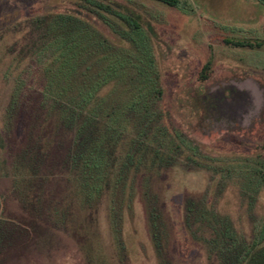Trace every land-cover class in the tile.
<instances>
[{"label": "rangeland", "instance_id": "obj_1", "mask_svg": "<svg viewBox=\"0 0 264 264\" xmlns=\"http://www.w3.org/2000/svg\"><path fill=\"white\" fill-rule=\"evenodd\" d=\"M99 1L130 10L143 34L108 15L128 33V40H120L87 0H0V234L25 228L33 240L40 234L34 233L35 219L46 229L25 251L0 244V257H21L9 264H264V5ZM57 14L93 24L122 55L126 72L101 97L120 100L126 91L155 85L158 113L163 112V139L154 144L159 154L143 147L133 166L117 168L116 178H123L97 210L82 191L69 189L72 175L49 173L46 182L37 181L24 156L23 128L18 135L16 114L8 112L20 100L21 107L32 106L41 97L32 91H44L41 69L61 51L39 63L38 48L28 46L30 24ZM125 137L120 164L137 134L128 130ZM149 138L155 140L154 134ZM59 190L63 194L54 205ZM190 197L203 217L191 230ZM35 200L45 205L25 206ZM43 214L48 225L40 220ZM152 214H159L160 249ZM236 249L240 254L233 257Z\"/></svg>", "mask_w": 264, "mask_h": 264}, {"label": "trees", "instance_id": "obj_2", "mask_svg": "<svg viewBox=\"0 0 264 264\" xmlns=\"http://www.w3.org/2000/svg\"><path fill=\"white\" fill-rule=\"evenodd\" d=\"M153 1L173 7L180 4L179 0ZM255 1L264 5V0ZM87 2L93 8L91 12L101 22L113 28L120 40H128V33L117 29V23L114 26L108 15L116 16L125 27L143 34L141 24L135 22L131 11L122 5L99 0ZM30 26L28 46L30 50L38 48L39 63L42 64L48 59L47 56L59 50L61 52L54 59V64L51 63L41 69L44 91L39 93L38 89L32 88L33 95L41 96L32 100L33 107L27 102L21 107L22 100L15 105L10 104L8 112L12 110L16 114L14 124L18 135L23 128L25 159H29L28 167L35 177H39L37 179L39 182H46L48 175H55L58 172L72 175L68 188L74 191L75 187L77 192L82 191L88 205L97 210L123 178V176L116 178L117 168L121 171L124 167L133 166L136 153L143 147L147 153L159 154V151L154 149V144L160 141L159 138L163 139L161 128L165 126L161 122L163 112L158 113L160 109L155 101L157 98L153 96L155 85L151 86L150 91H143L145 85L135 94L126 91L128 93L120 100L101 97L104 87L111 81L123 77L126 72L122 55H116L113 44L105 37L103 39L93 24L71 15L57 14L50 20L37 19L32 21ZM51 44L57 46L56 49L50 47ZM257 46L260 47L261 44L258 43ZM83 66L85 68L82 70ZM27 76L33 77L30 74ZM143 82L144 80L140 84L143 85ZM158 91L161 93L160 89ZM34 108L38 112L35 115ZM128 130L137 134V138L132 140L125 162L120 164L123 157L121 145L126 143L125 133ZM151 134H154L155 140L149 138ZM142 161L140 159L139 163ZM62 194L63 190L55 194L54 205L61 199ZM35 197L39 199L38 194ZM192 198L186 201V221L189 230L190 225L202 223L203 218L199 216L197 203ZM42 202L35 200L32 203L34 206L29 203L25 206L34 210L38 206H44ZM45 203L50 211L49 200ZM52 207L55 208L53 205ZM153 210L155 211V208ZM158 218L159 214H152L154 239L157 248L160 249L162 235L156 226ZM40 220L46 225L51 221L47 214L41 215ZM32 226L34 233H40L37 236H44L46 229L38 226L36 219ZM36 237L30 239L25 228L13 229V232L6 235L0 234L1 248L6 246L8 251L15 252L16 248L24 246L25 251L37 241ZM231 254L238 257L240 250L236 249ZM20 258L0 257V264H9L10 261Z\"/></svg>", "mask_w": 264, "mask_h": 264}]
</instances>
